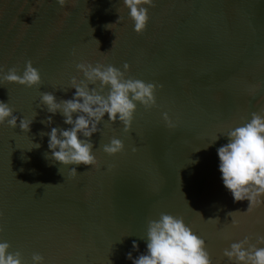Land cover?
Wrapping results in <instances>:
<instances>
[{"label": "water", "instance_id": "1", "mask_svg": "<svg viewBox=\"0 0 264 264\" xmlns=\"http://www.w3.org/2000/svg\"><path fill=\"white\" fill-rule=\"evenodd\" d=\"M154 3L137 34L123 0H66L63 7L57 0H0V68L22 75L31 60L43 81L39 89L0 81V101L17 117L36 114L27 133L0 125V241L25 264L37 253L45 264H133L147 252L148 222L161 213L183 217L213 264H233L225 248L264 236V205L247 212L249 201L234 200L217 151L229 130L253 112L264 115V0ZM85 61L121 71L128 63L129 78L163 85L158 107L137 106L130 134L105 116L90 138L98 160L92 168L47 159L50 137L40 135L71 127L40 95L73 99L71 79L84 78L76 64ZM165 112L175 127L166 125ZM113 137L124 142V153L103 151ZM71 168L80 175L70 176ZM216 218L219 224L209 221Z\"/></svg>", "mask_w": 264, "mask_h": 264}, {"label": "clouds", "instance_id": "2", "mask_svg": "<svg viewBox=\"0 0 264 264\" xmlns=\"http://www.w3.org/2000/svg\"><path fill=\"white\" fill-rule=\"evenodd\" d=\"M57 2L61 7L66 4V0ZM123 4L130 10L134 31L143 34L150 21L148 9L155 7L154 0H123ZM122 20L123 17L120 16L117 24ZM110 25L115 24L106 27L110 29ZM95 41L99 51V41ZM100 53L107 56L109 52ZM76 69L84 78L72 77L71 87L76 90L73 99L57 102L52 93L42 92L40 95V102L47 107L48 112L52 115L60 113L65 118L64 123L71 127L67 130L53 127L50 133L41 132L40 135L50 137L48 146L51 155L46 153L47 159L64 166L87 165L92 168L98 165V160L93 154L94 146L90 138L94 133L101 132L99 125L104 123L105 116H108V121L113 125L119 121L123 125V131L130 134L137 106L143 105L145 110L158 107L157 91L163 85L129 78L126 75L131 70L128 63L123 64V71L111 64L93 65L87 61L76 64ZM19 73L15 67L6 71L0 68V81L37 89L43 83L40 71L33 66L31 60L26 62L22 75ZM15 111L9 103L0 101V125L7 123L12 129L19 126L23 132H30L36 114L31 120L21 119L14 114ZM163 120L169 128L175 127L168 113H163ZM46 123H52L51 117ZM81 136L88 139H81ZM224 136L228 138V143L217 150L223 183L236 202H250L249 212L256 206L264 205V115L253 112L250 121L229 130ZM218 139L219 136L212 143ZM34 145V148L40 147L39 144ZM102 147L109 156L125 152L124 142L115 137ZM136 151L133 147L132 152ZM76 175L80 174L76 168H71L70 176ZM234 213L229 212L228 215L232 217L233 226L239 227V222L233 219ZM209 221L217 224L220 222L219 218ZM3 232L4 226L0 224V234ZM145 240L147 252L135 259L133 264H213L205 240L186 225L183 217L161 213L158 220L148 222ZM258 245H264V236H259L256 244L245 237L238 243H232L230 249L225 248L223 255L233 264H264V247ZM11 248L8 242L0 241V264H25L23 254L20 251L12 252ZM133 248L138 250L139 245L133 242ZM127 256L132 259L131 252ZM32 264H45V259L38 253L33 254Z\"/></svg>", "mask_w": 264, "mask_h": 264}]
</instances>
